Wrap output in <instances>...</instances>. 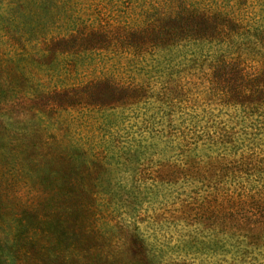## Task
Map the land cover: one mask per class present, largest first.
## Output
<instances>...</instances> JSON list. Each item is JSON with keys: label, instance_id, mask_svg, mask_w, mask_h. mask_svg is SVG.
Segmentation results:
<instances>
[{"label": "trees", "instance_id": "16d2710c", "mask_svg": "<svg viewBox=\"0 0 264 264\" xmlns=\"http://www.w3.org/2000/svg\"><path fill=\"white\" fill-rule=\"evenodd\" d=\"M236 1L0 0V264H264V14Z\"/></svg>", "mask_w": 264, "mask_h": 264}, {"label": "rangeland", "instance_id": "374dc122", "mask_svg": "<svg viewBox=\"0 0 264 264\" xmlns=\"http://www.w3.org/2000/svg\"><path fill=\"white\" fill-rule=\"evenodd\" d=\"M209 1L212 2L213 0H209ZM236 9L237 11L241 12V14L244 15V17L247 19L245 20V18L241 16L244 19V21H246L242 27L245 30L246 29L248 30V28L250 27V22L257 23V25L261 23V20H262L261 17L264 14V0H239V1H236ZM248 20H251V21L248 22ZM242 32H243L242 33L243 39L244 38L250 39V35L246 34L247 31H242ZM263 56H264V51L261 50V55L259 56L258 61L262 64H264ZM20 115H21L20 113L17 115H13L12 116L13 121H11L10 123H8L5 119V121L3 122L4 123L3 133L6 136L11 137V138H14L15 136L16 139L17 137L21 138L22 135L24 134L23 128L25 124L27 123L30 126V129H29L30 134L32 130L35 129V127H33L32 121L29 120L28 122H24L29 118V116L19 117ZM30 138L31 136L29 135V139Z\"/></svg>", "mask_w": 264, "mask_h": 264}]
</instances>
